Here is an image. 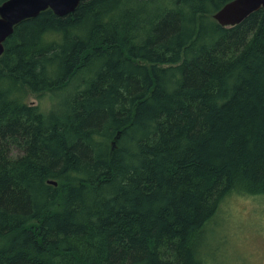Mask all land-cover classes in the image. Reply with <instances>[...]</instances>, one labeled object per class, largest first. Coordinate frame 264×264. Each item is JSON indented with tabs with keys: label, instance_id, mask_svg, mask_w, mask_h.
<instances>
[{
	"label": "trees",
	"instance_id": "trees-1",
	"mask_svg": "<svg viewBox=\"0 0 264 264\" xmlns=\"http://www.w3.org/2000/svg\"><path fill=\"white\" fill-rule=\"evenodd\" d=\"M228 1L81 0L15 26L0 264H204L225 197L264 194V8L224 26Z\"/></svg>",
	"mask_w": 264,
	"mask_h": 264
},
{
	"label": "rangeland",
	"instance_id": "rangeland-1",
	"mask_svg": "<svg viewBox=\"0 0 264 264\" xmlns=\"http://www.w3.org/2000/svg\"><path fill=\"white\" fill-rule=\"evenodd\" d=\"M28 90L27 102L52 109L60 94ZM204 233V264H264V194H230Z\"/></svg>",
	"mask_w": 264,
	"mask_h": 264
},
{
	"label": "water",
	"instance_id": "water-1",
	"mask_svg": "<svg viewBox=\"0 0 264 264\" xmlns=\"http://www.w3.org/2000/svg\"><path fill=\"white\" fill-rule=\"evenodd\" d=\"M81 0H5L0 5V56L4 53V42L13 33L17 24L38 16L50 8L57 15L75 11ZM264 8V0H230L214 13V18L224 26H234L244 21L253 12ZM57 185V181L49 180Z\"/></svg>",
	"mask_w": 264,
	"mask_h": 264
}]
</instances>
